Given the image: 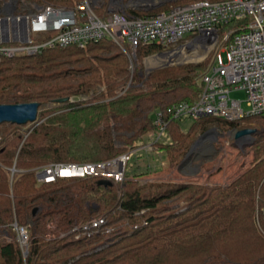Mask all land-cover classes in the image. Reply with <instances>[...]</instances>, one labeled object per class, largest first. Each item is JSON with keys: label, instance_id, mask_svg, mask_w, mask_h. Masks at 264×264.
Masks as SVG:
<instances>
[{"label": "trees", "instance_id": "1", "mask_svg": "<svg viewBox=\"0 0 264 264\" xmlns=\"http://www.w3.org/2000/svg\"><path fill=\"white\" fill-rule=\"evenodd\" d=\"M193 1L198 0L168 1L133 13L157 14ZM239 23L221 25L219 36ZM161 49L139 45L138 61ZM203 67L161 68L145 79L135 74L143 84L118 93L131 78L130 60L110 39L1 59L0 104L54 106L27 129L28 123H0V233L8 238L0 243V264H264V112L240 121L202 117L187 132L172 120L166 128L171 141L153 143L176 169L203 131L256 129L244 152L252 154L248 166L225 185L141 182L138 176H126L120 185L99 177L38 184L33 171L49 163L100 162L128 153L156 128L153 111L195 101L200 88L194 78ZM70 97L74 101L58 102ZM101 215L111 231L79 239L71 232ZM15 224L27 229L26 255Z\"/></svg>", "mask_w": 264, "mask_h": 264}, {"label": "built area", "instance_id": "2", "mask_svg": "<svg viewBox=\"0 0 264 264\" xmlns=\"http://www.w3.org/2000/svg\"><path fill=\"white\" fill-rule=\"evenodd\" d=\"M152 2L108 0L106 12L100 15L96 8L103 7L106 0H82L75 6L0 0V60L55 47L85 48L110 39L128 55L135 70L139 45L162 47L146 58L163 65L204 59L214 50L212 62L198 77L201 89L195 101L175 102L154 111L156 129L165 132L170 121L183 118L240 121L264 112V0H198L157 14L133 13L142 7L149 10ZM233 21L241 23L220 37L219 27ZM239 90L246 93L245 100L232 97ZM132 151L100 162L49 163L33 171L39 183L99 177L120 185ZM106 223L101 215L74 226L71 232L78 239L102 229L109 232ZM15 227L26 255L27 229Z\"/></svg>", "mask_w": 264, "mask_h": 264}, {"label": "rangeland", "instance_id": "3", "mask_svg": "<svg viewBox=\"0 0 264 264\" xmlns=\"http://www.w3.org/2000/svg\"><path fill=\"white\" fill-rule=\"evenodd\" d=\"M31 1V0H29ZM41 2L40 0H38ZM82 0H72L70 3L60 2L59 4L54 5H66V6H75L80 3ZM168 1L174 0H154L150 9H156L159 6L166 4ZM194 2V1H193ZM191 3V2H190ZM53 4V3H52ZM108 5V0L103 7L96 8V11L103 15L106 12ZM149 9V10H150ZM140 10L148 11L143 8ZM214 55V50L208 53L204 59L194 60V61H184L181 60L177 63H168L163 65L162 63H155L153 60H147L146 56L143 59L142 64L137 61L135 70L131 71V78L124 87V89L130 86V84H137L141 86L143 81L138 82L134 76L138 74L139 77L145 79L146 76L157 69L175 67L179 65L186 64H196L204 63V67L194 78V81L198 84L201 89L198 77L212 62ZM225 55V54H224ZM162 64V65H161ZM123 87L118 90V93H122ZM232 97L245 100L246 93L244 91H234ZM84 98V97H83ZM90 98V97H89ZM78 99V98H77ZM68 101H74L73 97L68 98ZM66 102V101H65ZM62 103V102H59ZM243 105L247 107L246 101L243 102ZM54 106V103L44 104L39 108V113L46 109H51ZM153 113L150 116L153 119ZM38 119V117H37ZM195 120L189 118H183L179 121L180 127L184 132H187ZM245 123H243L244 125ZM31 123L29 122L25 128H29ZM237 130L236 128H219L211 127L208 130L203 131L201 134L194 139L188 151L185 154V157L181 161L180 165L176 169L170 168L169 159L164 150L155 148L153 143L157 140L162 143H169L171 141L169 134L165 132H160L156 128L145 135L136 143V147L131 151L125 166V173L128 177L138 176L141 179V182L145 181H175L178 183H188V182H199L205 184H227L232 178L244 170L251 158V152L244 154L245 148L253 140H244L237 141L234 137V133ZM149 146H151L149 148ZM130 152V151H129ZM128 152V153H129ZM13 174L15 172L12 169ZM38 182V181H37ZM38 184H41L38 182ZM114 184V183H113ZM119 185V184H117ZM181 204L184 202L180 201ZM145 211L143 210L142 213ZM49 226V224H48ZM139 227V224H134L133 228ZM7 236L4 233H0V243L7 240Z\"/></svg>", "mask_w": 264, "mask_h": 264}, {"label": "water", "instance_id": "4", "mask_svg": "<svg viewBox=\"0 0 264 264\" xmlns=\"http://www.w3.org/2000/svg\"><path fill=\"white\" fill-rule=\"evenodd\" d=\"M68 98L59 99L58 102H65ZM40 108L39 102H23L14 104H0V123L10 122L17 124L33 123L37 120ZM257 130L245 128L237 130L234 137L237 141L242 139L254 140ZM14 169V168H13ZM15 170V169H14ZM27 254V252H26Z\"/></svg>", "mask_w": 264, "mask_h": 264}]
</instances>
